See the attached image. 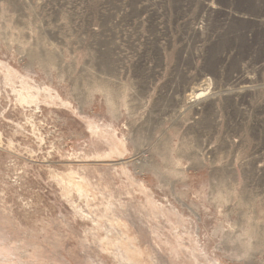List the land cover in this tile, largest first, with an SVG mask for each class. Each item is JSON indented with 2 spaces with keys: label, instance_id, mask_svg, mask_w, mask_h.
I'll list each match as a JSON object with an SVG mask.
<instances>
[{
  "label": "rangeland",
  "instance_id": "1",
  "mask_svg": "<svg viewBox=\"0 0 264 264\" xmlns=\"http://www.w3.org/2000/svg\"><path fill=\"white\" fill-rule=\"evenodd\" d=\"M247 1L0 0V264H264Z\"/></svg>",
  "mask_w": 264,
  "mask_h": 264
},
{
  "label": "bare ground",
  "instance_id": "2",
  "mask_svg": "<svg viewBox=\"0 0 264 264\" xmlns=\"http://www.w3.org/2000/svg\"><path fill=\"white\" fill-rule=\"evenodd\" d=\"M228 4L232 5L235 10H240V11H246L248 9L247 5L245 4V0H227ZM247 1V0H246ZM247 3H250V1L248 0ZM252 8V7H250ZM214 9H216V7L214 6V4L212 2H205L202 4L201 6V10H205L209 13H213ZM236 12V11H235ZM239 12V11H238ZM245 13V12H244ZM241 14V13H240ZM232 15V14H231ZM238 15V14H237ZM235 15V16H237ZM260 16V15H259ZM241 17V16H240ZM251 17V16H250ZM242 18H247V16H243ZM202 19V18H201ZM202 23V22H201ZM199 24V23H198Z\"/></svg>",
  "mask_w": 264,
  "mask_h": 264
}]
</instances>
